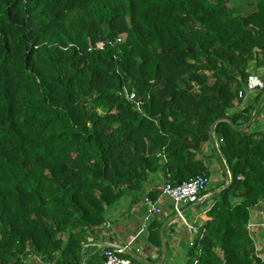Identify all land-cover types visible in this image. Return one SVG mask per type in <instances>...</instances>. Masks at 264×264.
<instances>
[{
	"label": "trees",
	"instance_id": "trees-1",
	"mask_svg": "<svg viewBox=\"0 0 264 264\" xmlns=\"http://www.w3.org/2000/svg\"><path fill=\"white\" fill-rule=\"evenodd\" d=\"M230 1L0 0V264H83L85 239L153 173L210 178L197 156L216 121L230 184L166 264H264L248 229L264 131L241 129L253 104L229 112L264 66V0L246 15ZM163 224L148 225L160 249Z\"/></svg>",
	"mask_w": 264,
	"mask_h": 264
},
{
	"label": "crops",
	"instance_id": "crops-1",
	"mask_svg": "<svg viewBox=\"0 0 264 264\" xmlns=\"http://www.w3.org/2000/svg\"><path fill=\"white\" fill-rule=\"evenodd\" d=\"M264 71V66H253L251 72L261 73ZM253 104V116L251 118L250 131H264V92L260 89L248 92L241 100L233 103L229 112L242 109ZM215 126L212 125L210 131L212 138L205 142L201 152L197 157H200L208 169L210 170L211 182H215L214 187L208 185L207 193L201 195L198 203L185 207V213L189 210L191 219H195L197 223H204L209 219L208 209L213 204L212 195L216 191H221L222 188L230 184L231 172L226 160H219L221 138L215 132ZM247 127L246 125L244 128ZM164 161L167 157L162 155ZM167 181L164 171H158L151 175L150 180L145 184L143 196L139 201L133 202V196L125 195L118 204L109 212L106 222L97 227L91 235L85 239L82 247L83 264H103V247L106 241H113L123 246H127L132 250L141 248L139 253L140 259L145 264H166L172 262L187 245L192 237L190 229L181 221H177L175 217L173 204L171 200L161 194V188ZM210 182V183H211ZM157 194L155 202L160 211L157 213L160 221L164 224L160 228V236L164 232V238L167 243V252L164 254L162 248L150 241L148 228L144 229L145 217L147 214L148 205L144 201L146 195ZM151 198V197H150ZM198 205V207H196ZM147 225V224H146ZM149 225V224H148ZM248 229L251 237L254 240L255 248L258 255L264 260V200L260 201L255 207L250 210V219ZM161 250V251H160ZM164 259V261H163ZM30 264H53L45 263L39 258L31 259Z\"/></svg>",
	"mask_w": 264,
	"mask_h": 264
},
{
	"label": "built area",
	"instance_id": "built-area-1",
	"mask_svg": "<svg viewBox=\"0 0 264 264\" xmlns=\"http://www.w3.org/2000/svg\"><path fill=\"white\" fill-rule=\"evenodd\" d=\"M97 45L98 47H102L103 42H100ZM257 89L264 90V71L261 73H251L248 76L244 88L240 91L239 96L243 98L248 92H252ZM126 96L130 101L134 102L137 108L141 107V102L138 100L135 91L127 92ZM209 183L210 178L204 174H200L190 178L189 180H185L178 185H172L170 182H165L161 188V194L164 197L169 198L173 204L175 217L180 219L192 232L193 235L188 241V245L190 246L193 245L195 237L200 233L201 224L197 223L195 219H191V221H189L187 216H185L184 209L188 205L199 202L202 192L208 188ZM144 201L148 205L144 224V229L146 230L151 216L157 214L160 211V208L151 200L149 196H146ZM133 251L135 254L140 256L139 253L141 252V248L138 247ZM123 253H125L124 248L104 246L103 264H139L134 261L132 257H127L123 255Z\"/></svg>",
	"mask_w": 264,
	"mask_h": 264
},
{
	"label": "rangeland",
	"instance_id": "rangeland-1",
	"mask_svg": "<svg viewBox=\"0 0 264 264\" xmlns=\"http://www.w3.org/2000/svg\"><path fill=\"white\" fill-rule=\"evenodd\" d=\"M230 5L235 7V9H237V11L241 15L248 14L252 9H254L256 7L255 1H252V0H250V1L249 0H231L230 1ZM214 184H215V182H211L209 187L213 188ZM196 207H198V205ZM189 211H191V210H189ZM189 211L185 213V216H187L188 220L191 221V218H190V215H189ZM154 216L155 215L151 216V218L154 217ZM150 221H151V219L149 220V223H150ZM177 221L181 222L180 219H177ZM172 259H173V256H172Z\"/></svg>",
	"mask_w": 264,
	"mask_h": 264
},
{
	"label": "water",
	"instance_id": "water-1",
	"mask_svg": "<svg viewBox=\"0 0 264 264\" xmlns=\"http://www.w3.org/2000/svg\"><path fill=\"white\" fill-rule=\"evenodd\" d=\"M226 121L230 122V119H229V118H226ZM251 121H252V120L250 119L249 122L246 124V126H249V125L251 124ZM216 123H217V121L213 124V126H214ZM241 129H244V127L241 128ZM228 185H229V184L225 185V186L222 188V190L225 189ZM222 190H221V191H222ZM163 229H164V227L162 228V232H161L162 250H163L164 254H166V252H167V243H166V240H165V238H164V232H163ZM105 246L116 247V248H124V250H125V252H126L127 254H129V255L132 256V257L137 258L138 260H141L140 257H139L137 254H135L134 251H133L131 248H129V247H127V246H123V245H121V244H119V243H116V242H113V241H106V242H105ZM163 261H164V259H163ZM161 264H162V263H161Z\"/></svg>",
	"mask_w": 264,
	"mask_h": 264
}]
</instances>
